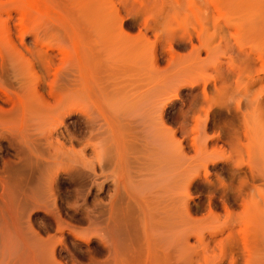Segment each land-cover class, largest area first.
I'll return each mask as SVG.
<instances>
[{
	"label": "rangeland",
	"instance_id": "obj_1",
	"mask_svg": "<svg viewBox=\"0 0 264 264\" xmlns=\"http://www.w3.org/2000/svg\"><path fill=\"white\" fill-rule=\"evenodd\" d=\"M0 264H264V0H0Z\"/></svg>",
	"mask_w": 264,
	"mask_h": 264
},
{
	"label": "bare ground",
	"instance_id": "obj_2",
	"mask_svg": "<svg viewBox=\"0 0 264 264\" xmlns=\"http://www.w3.org/2000/svg\"><path fill=\"white\" fill-rule=\"evenodd\" d=\"M34 2V1H33ZM29 13V12H28ZM27 13V14H28ZM29 17H31V16H29ZM221 27V26H220ZM226 27V28H225ZM222 26L221 28H222V34H223V36H225L226 37V44H227V46L229 47V40H228V37H227V34L228 33H230V30L228 29V26ZM221 30V29H220ZM220 34H221V32H220ZM228 40V41H227ZM232 51V50H231ZM210 53V52H209ZM236 53V52H235ZM236 56H238L239 58H240V60H242L245 64H248V65H250L252 68H253V63H254V58H252L251 57V54H248V53H246V52H244V51H239V54L237 55L236 54ZM243 63V64H244ZM247 68H248V66H247ZM250 70V69H249ZM215 72V71H214ZM216 72H217V74H218V76L221 78V80L222 79H229V78H232V77H237V79H238V81H240L242 78H241V76H240V74H241V72H240V70H237L236 68H234V67H228V68H224L223 66H221V65H219L218 67H216ZM240 72V73H239ZM250 72V71H249ZM242 73H244L243 71H242ZM250 73H252V72H250ZM249 73V74H250ZM245 74V73H244ZM243 77V76H242ZM245 77V76H244ZM249 77V76H248ZM253 77V76H252ZM259 78V77H258ZM249 80V79H248ZM250 80H251V82L252 83H256L257 82V79H255L254 77L253 78H251V76H250ZM249 80V81H250ZM238 81H237V85H239L240 86V83H238ZM242 83V82H241ZM217 85V84H216ZM218 89V88H217ZM248 88H246V90H247ZM214 91V90H213ZM213 93H215V91L213 92ZM244 95H247V94H245L244 93ZM211 103V102H210ZM210 108H212L213 109V103H211V106H210ZM214 112V111H213ZM215 113V112H214ZM214 115V114H213ZM235 115H236V117L237 118H240V117H243L244 118V124H245V127H247V124H248V121H247V115L245 114V113H243L242 112V104H241V102H239L238 104H237V106H236V109H235ZM245 130H247V129H245Z\"/></svg>",
	"mask_w": 264,
	"mask_h": 264
}]
</instances>
